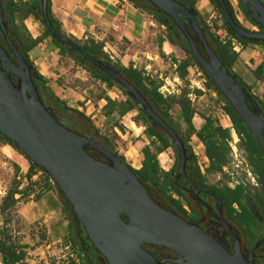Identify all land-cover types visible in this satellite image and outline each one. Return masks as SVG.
I'll return each mask as SVG.
<instances>
[{"label":"water","instance_id":"1","mask_svg":"<svg viewBox=\"0 0 264 264\" xmlns=\"http://www.w3.org/2000/svg\"><path fill=\"white\" fill-rule=\"evenodd\" d=\"M46 1L39 0V16L49 36L78 54L132 97L144 118L160 129L176 150L173 183L179 189L178 179L190 184L195 194L188 192L189 195L202 205L197 198L199 188L185 176V150L177 136L126 81L54 31L46 15ZM145 1L172 22L184 38L197 67L247 128L264 159V115L208 47L192 13L176 0ZM213 1L234 35L242 40L264 43V8L260 0H239V4L262 33L240 28L224 0ZM0 38L11 55L10 59L0 47V136L14 143L27 161L47 175L106 264H252L251 254L247 261L238 248L232 254L228 253L213 236L156 204L116 154L58 124L39 101L30 66L9 40L1 13ZM10 77L15 79V84ZM86 150L93 151L101 159L93 158ZM214 200L220 213L219 198L214 197ZM217 221L228 231L221 218ZM263 242L264 239L258 243ZM143 246L160 247L174 253L176 258L165 256L156 261Z\"/></svg>","mask_w":264,"mask_h":264},{"label":"trees","instance_id":"2","mask_svg":"<svg viewBox=\"0 0 264 264\" xmlns=\"http://www.w3.org/2000/svg\"><path fill=\"white\" fill-rule=\"evenodd\" d=\"M130 1L134 4V6L140 8L146 14L150 15L159 26L163 27L166 41L183 55V59L179 61L178 65L175 68L176 76L182 84L178 94L161 95L158 92V88L161 85L160 81L145 77L141 71L132 69L130 66L122 67L118 62L111 61L108 56L102 52L101 43H97L92 40L79 41L70 36H66L61 31L59 24L53 19L50 13L49 0L46 1V15L50 25L56 33L66 37L73 45H76L88 57L93 58L95 61H98L99 63L104 65V67H106L108 70L114 72L118 77L126 81V83H128L142 96L150 109L168 126V128L177 136L181 144L184 146L185 176L189 180H191L198 188L208 191L214 196L218 197L220 200L222 211L225 214L226 218L230 219L235 224L239 232L244 235L248 234L249 237L252 238L254 230L258 227V222L255 215L246 206L244 201L245 196H247L251 200V204L255 207L257 213L264 220V159L259 146L250 135L244 124L239 120L236 113L228 105L226 100L213 87L212 83L205 77L199 67H197L188 51L184 38L178 33L172 22L163 14L157 12L145 0ZM176 1L192 13L208 47L219 59L226 71L234 78L235 81L240 83L246 94H248V96L257 104L260 112L264 115V108L262 107L260 101L256 97H253L249 94L250 86L246 85L242 80H240L237 74H235L233 71L234 68H237L238 64L242 61L243 58L239 53L234 52L231 46L233 42L240 47L241 51L244 50L247 45H259L264 47V43L261 41L242 40L234 35L232 31L227 28L213 0H208V2L213 6L214 10L220 17V27L215 23L213 24V22L210 24H206L205 21L195 13V0ZM260 1L264 8V0ZM224 3L228 8L233 21L240 28H242L237 23L235 17L232 15V11L228 5L227 0H224ZM237 5L246 22H248L252 27L256 28L258 33H262L263 31L260 29V27L254 24L246 16V14H244L239 4V0H237ZM0 13L9 40L22 55L24 61L30 66L32 83L36 89L37 97L43 107L47 109V105H50L54 109L55 114H62V112L70 111L69 109L65 108L63 103L59 102L57 98L50 93V90L47 87L44 86V80L36 73L35 69L28 61L27 53L40 40H32L26 33L23 26L20 23H15L16 14L21 15L19 19L31 15L43 27L42 21L39 16L38 0H33L30 3V7L25 9H16L13 6L11 0H0ZM186 29L190 36L193 37L187 26ZM218 31L223 34V38H221V36L217 33ZM43 37H50L45 29L43 32ZM50 39L54 46L58 48L60 54H65L69 59L73 61L74 65L79 66L86 73H88L92 80H94L95 82L98 81L104 83L106 89L114 87L118 91H120V93L124 97L122 101L110 100L104 94L96 98L97 100L104 101V105L101 108L103 117L110 118L115 115L118 118H121L125 114L136 109L137 105L127 92L121 89L118 85L114 84L108 78L104 77L102 73H100L88 62L83 60L78 54L71 51L64 45L58 43L55 39L51 37ZM0 46L11 59V55L7 52L6 48L3 45ZM197 48L200 51V48ZM190 66H194L196 70L201 73L204 79L202 86L206 90L211 91L216 95L217 102L221 105L220 110L222 111L223 115L227 117L231 126L230 128H223L214 117L202 114H199V117L202 120L201 126L198 129L194 128L192 118L195 114V111L188 98V83L185 80V76L187 74L186 70ZM252 73L254 75L255 81H261L264 76L263 64H258L253 69ZM192 94L195 96H200L201 92L198 90H193ZM71 112L77 114L78 116H80V119L83 122L85 121L87 124H89L88 128L91 129L93 135L95 136L92 137L93 141L100 144L106 150L116 154L115 150L109 146L107 140L104 137H100V135L97 133V131H95L90 121L86 117H83V115L78 111L71 110ZM134 118L135 123L139 122L141 124V127L143 128L142 134L148 140V145L140 149L139 153L142 159L139 163V168L134 170L129 166L128 167L136 175L137 179L146 189L148 195L156 204H158L165 210L172 211L174 214L181 217L188 223H195V221L197 220V210L195 209V203L191 201L185 195V193L179 190L173 183V173L177 163V156L176 150L174 149L171 141L168 139V137H162L161 130L155 127L153 124L149 123L144 118V115L140 110L136 112V116ZM55 121L58 124L62 125L57 120ZM85 122L84 124L86 125ZM63 127L81 137H86L84 134L76 132L71 128L65 126ZM230 131H233V133L236 135L240 150L244 153L246 166L249 168L250 173L255 180L257 189L253 188L252 194L248 193L247 188L242 182L237 183L232 188H228L226 186L218 188L206 184L204 175L199 171V168L195 161V157L192 154L190 148L187 146V141L190 137L196 138L203 147V155L207 161V166L203 170L204 174H222V168H224L229 161L228 144L231 141ZM0 143H2L4 146H8L18 155L23 156L14 143L7 141L2 136H0ZM169 148L172 149L175 153V161L168 171H163L160 169L156 157L158 154L164 152ZM86 152L88 154L90 153L88 150H86ZM117 156L118 159L124 163L123 156L120 154ZM27 164L28 168L26 173L22 176H19L20 179H24L26 184L18 189L20 183L16 182L12 188H9L6 191L5 195L0 200V264H26L24 261V253L22 252L23 247L13 243L9 235L6 233V230H4L5 225L9 222L8 212L14 209L15 205L21 200V198L28 197L33 193L31 179L35 175L33 173L34 170H39L43 175L45 183H49V178L40 168L34 166L29 161H27ZM14 168L15 174H18V167L15 166ZM177 184L182 187L190 188V185H188L181 179L177 180ZM172 195L175 196V198H173ZM57 196L58 200L51 199L49 201V209L51 211L59 209L60 212L64 215L63 217L67 221V227L65 228V234H67V236L65 237V239H63V243L64 246H69L71 252L74 254V258L69 257L65 261V263L61 264H106L104 259L97 253V251L87 240L81 225L75 220L74 216L70 212V206L58 190ZM38 199L39 196L34 195L33 200L36 201ZM233 204L236 205L237 210L232 209ZM185 207L190 210V215L185 210ZM256 239L257 238L255 237L254 240ZM143 248L148 253H150L156 261H160L166 254V251L160 247L143 246ZM152 248L157 251V254L151 252Z\"/></svg>","mask_w":264,"mask_h":264},{"label":"rangeland","instance_id":"3","mask_svg":"<svg viewBox=\"0 0 264 264\" xmlns=\"http://www.w3.org/2000/svg\"><path fill=\"white\" fill-rule=\"evenodd\" d=\"M233 3L235 12L231 13L235 19H238H236L237 23L245 30L257 33V29L252 27L244 19L238 8L237 0H234ZM214 17L215 20L212 21L213 24L215 23L220 27L221 21L216 11ZM217 33L223 37V34L220 31ZM0 43L2 44L1 38ZM236 50L237 48L235 51ZM250 50H252V48L250 49L249 46H246V56H242V61L238 64L237 68L233 69V71L235 74H237L240 80H242L246 85L252 87V85L255 83L252 71L258 65L257 63L260 62V59L262 60L263 56L261 55V52H259L258 55L252 54L250 56ZM64 68L66 69V66H64ZM73 72H75V70L72 67L69 69L70 75L67 78L63 76L61 78L55 79L54 82H47V87L50 88V93L53 94V96H55L57 99L58 97H62L64 100H61V102L63 101L65 103V108L69 109L70 111L62 112V114H55L54 109L50 105H47L48 112H50L51 116L63 126L84 134L87 138L93 140L92 137L95 136L93 135L91 129L88 128L89 124L84 121L86 123L85 125L80 119V116L74 114L71 112V110L78 111L82 115L84 114L83 117H86L90 121L92 127L95 129V131H97L100 137H104L107 140L109 146L115 150L116 155H122L124 158V163L131 169H134L138 163H140V149L145 145H148V141L142 134L143 128L141 127V124L139 122L135 123L134 121L136 112L140 109L136 106L134 111L125 114L121 118H118L115 115L107 119L101 118L99 113L96 114L94 112L96 109L95 99L90 101L86 106H84V102H82V98H90L92 96L98 97L102 95L103 90L101 84H95V81L88 76H86L84 81H80L74 77L75 74ZM12 79L13 78L11 77V80ZM199 79L204 81L200 72H198L197 77H194V75L190 76L188 85L194 87L196 81ZM167 85L170 84L167 83ZM170 86L174 90V87L172 85ZM260 86L264 90V84L261 83H257V86L255 84L253 89L255 90ZM80 89L84 91L83 94H81ZM71 92H80L81 97L77 98V100H73L75 98L71 96ZM209 92L213 94V98H210L211 100L202 97L198 101H193L191 105L194 111L197 115L203 112L207 113L211 117H214L217 121L222 120V122L225 123V126L230 128L231 126L227 117H222L223 113L220 110L221 105L217 102L216 95L211 91ZM252 92L253 90H250L249 94L251 96L256 98L259 97L257 95L254 96ZM68 94L70 96H67ZM123 99L124 97L122 96V100ZM261 101L264 103V97H262ZM70 106H73V108H70ZM129 122L134 125L136 130L133 128H127L131 126V123ZM230 132L231 141L229 143V161L228 164L222 169V174H204V169L202 168V164L200 162V156L195 150V144H192L191 140L189 139L187 141V145L195 157L196 164L202 169V174L204 175L206 184L218 188L222 186L232 188L237 183L242 182L247 188L248 193L252 194V189H257L255 180L253 179L249 168L246 166L244 153L240 150L236 135L233 133V131ZM161 136L166 138V136L162 133ZM230 148L235 149L234 157L232 156ZM89 152L93 158L98 160L101 159L93 151ZM164 152L166 153L169 161L167 162L164 155H162V157H159L158 155L157 160L160 169H166L163 171H168L175 161V153L172 149H167ZM15 166H17L19 169L18 174H15ZM176 167L174 169V174ZM27 168V160H25L23 156L18 155L14 150L0 143V200L5 195L6 191L9 188H12L16 182L20 183L18 189L26 184L24 179H20L19 176L24 175L27 171ZM33 173L35 174L31 179L33 193L28 197L21 198V200L15 205L14 209L8 212L9 222L5 225L4 230H6V233L9 235L13 243L23 247L22 252L24 253V261L26 264L65 263L69 257L74 258V254L71 252L69 246H64L63 243V239H65L67 236V234H65L67 221L64 219V215L59 209L54 211L49 209V201L51 199L58 200V189L56 190V186L52 184L51 181L46 184L43 175L39 170H34ZM34 195H38L39 199L34 201ZM245 203L259 220L260 215L257 213L255 207L251 204V200L248 197H245Z\"/></svg>","mask_w":264,"mask_h":264},{"label":"crops","instance_id":"4","mask_svg":"<svg viewBox=\"0 0 264 264\" xmlns=\"http://www.w3.org/2000/svg\"><path fill=\"white\" fill-rule=\"evenodd\" d=\"M11 1L16 9H25L30 7V3L33 0ZM227 2L231 11L235 12L234 0H227ZM49 4L53 19L59 24L61 31L66 36H70L79 41L92 40L101 43L102 52L108 57H111L113 62H118L122 67L130 66L132 69L141 71L145 77L159 80L161 82L159 88L163 87V90L169 92V95L178 94L182 84L176 76L175 68L179 61L183 59V55L166 41L163 27L159 26L150 15L134 6L130 0H49ZM194 10L206 24H210L215 20L214 8L208 0H195ZM20 16L18 14L15 15V23H20L32 40H40L27 53V57L36 73L44 80L45 87H47V82L49 81L54 82L55 79L63 76L67 78L70 75L69 69L72 67L75 70L73 72L75 74L74 77L78 80L84 81L86 76L90 77L82 68L74 65L73 61L65 54H60L50 37H43L44 28L37 20L31 15L19 19ZM247 46L250 49L252 48L249 52L250 56L252 54L258 55L261 52L263 57L257 64L262 63L264 66V47L259 45ZM236 48L237 50L234 52L239 53L243 57L246 56V48L241 51L240 47ZM64 66H66V69ZM186 71L185 80L187 83L189 82L190 76H198V70L194 66L188 67ZM254 82V84L252 83V87L250 86V90H253L252 94L254 96H259L257 99L260 100L264 108V103L261 101L262 97H264L263 88L260 86L255 90L253 89V86L255 84L257 86V83L264 84V76L261 81ZM99 83L102 86L103 94L110 100H122L121 93L116 88L106 89L104 83L95 82V84ZM167 83L172 85L174 90ZM202 84L203 80L199 79L196 81L194 87L187 86L189 90L188 98L191 104L194 100L198 101L202 97L208 100L213 98V94L206 90ZM48 89L50 90V88ZM193 90L200 91V96L193 95ZM80 91L81 94L84 93L82 89ZM71 94L75 98L73 100L81 97L80 92H71ZM67 96L70 95L68 94ZM96 98L94 96L82 98L83 105L86 106L90 101L95 99L96 109L94 112L96 114L99 113L101 118L107 119L101 113L104 101L97 100ZM57 100L61 102L64 99L58 97ZM61 103L65 105L63 101ZM70 108H73V106H70ZM200 114L208 115L203 112ZM218 122L221 127H226L222 120H218ZM192 123L195 129H198L202 124V120L196 112L193 115ZM189 139L192 144H195V150L200 156V162L204 169L207 166V161L203 155V147L196 138L190 137ZM158 155H164L167 162L169 161L165 152H161ZM139 166L140 164L138 163L134 170L138 169ZM197 166L202 173L201 167L199 165Z\"/></svg>","mask_w":264,"mask_h":264},{"label":"flooded vegetation","instance_id":"5","mask_svg":"<svg viewBox=\"0 0 264 264\" xmlns=\"http://www.w3.org/2000/svg\"><path fill=\"white\" fill-rule=\"evenodd\" d=\"M0 45H2V44L0 43ZM10 79H11V77H10ZM11 81L14 84L16 82L14 78ZM174 175L175 174L173 173V177H174ZM188 185H190V184H188ZM178 186H180V185H178ZM180 187H181V189H179L178 187L177 188L179 190L183 191V193H185V195L191 201H193L195 203V206H196L195 209L197 210V213H196L197 220L195 221V223H190V224L196 225L198 228L205 231L207 234L213 236V238L228 253L232 254L234 252V249L238 248L240 253L244 256V258L247 261L250 260V254H251L252 255V264H264V242L258 243L260 240L264 239V234H263L264 220L262 217H260L259 220L256 218V220L258 222V227H257V229L254 230V232L252 234V238H250L248 234L244 235L241 232H239V230L235 226V224L230 219L226 218L225 214L222 211L221 204H220V213L217 212V209L215 207V200H214V197H216V196H214L212 193L199 188L200 192L197 194V198L202 203V205H198L191 198V196L188 193V192H192L195 194L194 188L191 185H190V188L182 187V186H180ZM172 197L175 198V196H173V195H172ZM245 197H247V196H245ZM219 202H220V200H219ZM232 209L237 210V207L235 204L232 205ZM185 210L190 215L191 212L187 207H185ZM251 212H252V210H251ZM255 217H256V215H255ZM219 218H221L223 223L226 225V228L228 231H226L225 228L221 224L218 223L217 220ZM255 237L257 238L256 240H254ZM256 243H258L257 246H255ZM165 251H166V254L162 257V259L165 256H168L169 258H172V259L176 258L174 253H172L168 250H165ZM151 252H154V254H157V251L154 248L151 249Z\"/></svg>","mask_w":264,"mask_h":264},{"label":"built area","instance_id":"6","mask_svg":"<svg viewBox=\"0 0 264 264\" xmlns=\"http://www.w3.org/2000/svg\"><path fill=\"white\" fill-rule=\"evenodd\" d=\"M232 46V50L235 51L236 47H239L237 44H234L232 42L231 44ZM111 61H112V58L111 57H108ZM158 92L161 94V95H169V92H167L166 90H163V87L159 88L158 89ZM229 145V144H228ZM231 152H232V156L234 157L235 156V149L234 148H230ZM223 169V168H222Z\"/></svg>","mask_w":264,"mask_h":264},{"label":"bare ground","instance_id":"7","mask_svg":"<svg viewBox=\"0 0 264 264\" xmlns=\"http://www.w3.org/2000/svg\"><path fill=\"white\" fill-rule=\"evenodd\" d=\"M130 125H131L130 128H133L136 130V128L134 127V125L132 123ZM159 157H162V155H159Z\"/></svg>","mask_w":264,"mask_h":264}]
</instances>
